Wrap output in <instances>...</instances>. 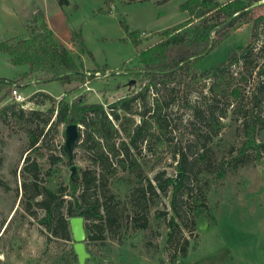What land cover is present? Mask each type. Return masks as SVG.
I'll return each instance as SVG.
<instances>
[{
  "label": "rangeland",
  "instance_id": "rangeland-1",
  "mask_svg": "<svg viewBox=\"0 0 264 264\" xmlns=\"http://www.w3.org/2000/svg\"><path fill=\"white\" fill-rule=\"evenodd\" d=\"M186 1L0 0V45H14L29 37L33 28L39 31L46 28L74 56L86 79L64 85L58 80L45 81L50 74L39 71L24 81L20 75L29 71L28 66L14 65L10 54L1 49L0 78L25 84L14 85L13 91L17 89L26 98L27 113L39 110L46 114L53 106L41 96L38 101L28 100L38 91L65 97L70 102L86 95L89 103H103L109 111L111 103L147 83L140 53L159 42L163 38L161 32L187 22L190 15L182 9ZM259 13L264 14V7ZM132 32L140 40L138 47L133 42ZM252 32V24L235 30L194 63L196 72L200 74L216 66L225 61L233 49L245 47L252 41ZM255 54L250 64L252 76L239 101H234L232 96L213 99L208 88L203 94L195 89L187 92L184 83L161 84V90L150 94V101L156 97L167 103L164 112L171 120L168 136L188 155L185 183L193 188L192 195L179 192L175 210L173 190L168 187L163 191L159 183L169 177H175L176 181L183 177L177 168L178 162L162 149L158 151L162 158L159 159L148 150L147 143L141 145L142 154L133 148L141 168L133 172L119 171L117 176L108 178L105 186L90 192V199L98 196L105 201L104 194H114L119 220L113 228L104 224L103 239H85L87 255L83 261L74 250V240L49 235L38 219L26 212L21 169L26 156L34 158L35 154H28L30 138L24 127L0 113V264H264V147L260 151L251 150L247 153V162L235 166V158L246 140L242 127L244 112L256 105L257 84L264 80L259 75L264 68V35L257 40ZM241 70L242 66L232 67L235 73ZM211 83L209 79L206 86ZM72 88L77 89L70 92ZM3 94L0 93V97ZM12 103H15L13 93L0 102V108ZM196 107L207 110V114L213 107L216 114L219 113L217 133L215 126L213 129L205 125L207 121L198 122L200 146L196 144L197 137L191 126ZM238 108L244 111L238 112ZM255 109V113L264 118V91L263 102ZM43 117H36L34 123ZM137 119L141 121L139 116ZM65 129L66 125H61L55 137L59 145L65 143ZM256 141L264 144V129L258 131ZM74 152L73 164L78 171L95 167L81 159L82 149ZM201 154L205 155L203 162L196 159ZM44 164L50 166L47 159ZM59 166L69 184L68 159L64 157ZM138 175L145 183L150 180L155 188L145 205L147 229H135L132 220L140 212V208L134 207ZM49 181L46 177L44 184ZM157 210L165 213L162 219L156 217ZM37 215L41 217L43 212L38 210ZM171 217L181 227L172 241L167 223ZM186 239L189 240L187 256H175Z\"/></svg>",
  "mask_w": 264,
  "mask_h": 264
},
{
  "label": "trees",
  "instance_id": "trees-1",
  "mask_svg": "<svg viewBox=\"0 0 264 264\" xmlns=\"http://www.w3.org/2000/svg\"><path fill=\"white\" fill-rule=\"evenodd\" d=\"M166 1L168 0H161L163 3ZM263 1L184 2L182 9L188 11L190 15L187 22L161 32L163 38L140 53L145 64L147 83L140 90H134L111 103L109 111L103 103H89L86 95L76 97L70 102L65 97L57 98L44 91L35 92L28 100L38 101L40 96L44 100H50L53 106L46 114L39 110L27 113L24 103L16 101L0 108V113L4 117L10 116L24 127L30 138L28 154L32 152L35 154L34 158L26 156L21 169L25 180L23 205L26 212L36 217L51 236L75 241L70 220L74 217H83L86 240L103 239L104 224L113 228L119 220L116 212L117 202L112 193L104 194L107 198L105 201L98 196L90 199V192L105 186L108 178L117 176L119 171L133 172L141 168L133 148L142 154V143H147L148 150L155 153L159 159L162 158L158 151L162 149L170 153L172 160L178 162L177 168L183 177L179 181H176L175 177H169L159 183L163 191H167L168 187L173 190L172 206L177 210L178 193L182 191V195L191 196L193 191V188L185 183L188 155L168 136L171 120L164 112L167 103L156 97L150 101V94L161 90V84L167 86L184 83L187 92L195 89L203 94L208 88L213 99L221 100L232 96L234 101H239L246 91V83L252 76L250 64L256 56L257 40L264 35V14L259 13V9L264 7ZM245 24L253 26L252 41L242 49H233L225 61L198 74L194 69V63ZM132 35L133 42L138 47L140 40L135 32H132ZM0 49L10 54L14 65L28 66L29 71L20 75L24 81L39 71L50 74L45 81L58 80L64 85L74 81L84 82L86 79L74 56L46 28L41 31L33 28L29 37L19 40L14 45L1 44ZM234 66H242V70L235 73L232 71ZM259 75L264 79V68L260 70ZM209 79L212 83L206 86ZM241 82L243 84H240ZM14 85L22 87L25 84L0 78V93L4 92L0 102L13 93ZM257 85L254 95L256 107L263 102L264 80H260ZM76 89L72 88L70 92ZM255 106L244 112L242 127L246 140L235 158V166L246 163L247 153H251V150L260 151L264 147V144L256 141V134L264 129V118L255 113ZM206 111L196 107L194 120L191 122L198 146L202 144V137L197 133L198 122L204 124L207 121L205 125H211L212 128L215 126L216 133L220 129V125L217 124L219 113L216 114L213 107L208 114ZM241 111L244 110H238ZM221 114L223 116L225 112ZM43 115L41 121L34 123L36 117L40 118ZM137 116L140 117V122ZM70 123L81 126L80 139L75 149H82L81 159L91 162L95 167L77 171L75 178H70L67 184L59 164L65 157L69 165H74L76 154L74 152L73 158L70 159L64 144L56 143L55 137L59 135L61 125L67 126ZM51 134L54 136L51 137ZM56 151L60 154H56ZM46 159L50 163L48 167L44 164ZM196 159L203 162L205 155L201 154ZM46 177H49L50 181L45 185ZM136 179L139 184L134 190V207L140 208V212L135 214L132 220L135 229H147L149 223L145 205L155 188L150 180L145 183L140 175ZM157 179H160V176ZM202 206L206 211V204L203 203ZM38 210L43 212L41 217L37 215ZM163 216L165 213L162 210L156 211V217L162 219ZM167 223L171 229L172 241L175 234L181 231V227L174 217ZM192 226H196L194 219ZM184 242L175 256H187L189 240L186 239Z\"/></svg>",
  "mask_w": 264,
  "mask_h": 264
},
{
  "label": "water",
  "instance_id": "water-1",
  "mask_svg": "<svg viewBox=\"0 0 264 264\" xmlns=\"http://www.w3.org/2000/svg\"><path fill=\"white\" fill-rule=\"evenodd\" d=\"M80 128L81 126L76 123H70L66 126L65 129V143L64 149L68 153L70 159L73 158L74 150L77 146V143L80 139ZM78 171V167L74 164L71 166V178H75ZM181 176V173L178 174V178ZM73 236L75 239V250L78 253L80 260L83 261L86 257L85 252V220L83 217H74L70 220Z\"/></svg>",
  "mask_w": 264,
  "mask_h": 264
},
{
  "label": "built area",
  "instance_id": "built-area-1",
  "mask_svg": "<svg viewBox=\"0 0 264 264\" xmlns=\"http://www.w3.org/2000/svg\"><path fill=\"white\" fill-rule=\"evenodd\" d=\"M13 95L16 102L24 103L26 102V98L23 96V94L19 93L17 89L13 91Z\"/></svg>",
  "mask_w": 264,
  "mask_h": 264
}]
</instances>
